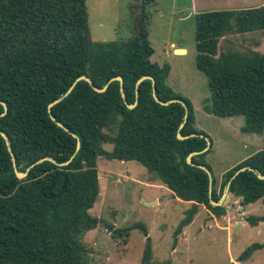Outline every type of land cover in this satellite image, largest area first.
<instances>
[{
    "label": "trees",
    "instance_id": "obj_1",
    "mask_svg": "<svg viewBox=\"0 0 264 264\" xmlns=\"http://www.w3.org/2000/svg\"><path fill=\"white\" fill-rule=\"evenodd\" d=\"M156 1L136 6L135 37L97 43L90 36L87 0H0V264H90L82 237L100 223L89 211L100 195L101 157L139 162L191 204L174 232L173 250L201 206L216 218L226 215L224 205L212 202L222 201L230 182L229 194L243 206L264 199V180L258 177L264 176V150L227 171L218 185L206 160L213 144L201 153L210 137L196 128L194 105L167 84L170 66L152 61L148 8ZM260 31L264 6L195 16L196 67L207 76L210 91L205 111L243 117L242 132L262 136L264 55L229 51L218 57L219 42L229 33ZM84 76L91 83L77 82ZM147 76L155 79V92L149 79L138 84ZM117 77L124 80L123 90L112 81ZM107 85L103 93L94 89ZM155 96L182 103L164 106ZM111 129L114 135L107 133ZM193 153L200 154L190 165ZM12 154L26 178L17 177ZM247 221L256 226L264 217ZM108 229L113 239L128 238L135 229L148 237L143 223ZM261 249L264 243L252 244L238 261ZM152 257L149 245L143 264H172L153 263Z\"/></svg>",
    "mask_w": 264,
    "mask_h": 264
},
{
    "label": "rangeland",
    "instance_id": "obj_2",
    "mask_svg": "<svg viewBox=\"0 0 264 264\" xmlns=\"http://www.w3.org/2000/svg\"><path fill=\"white\" fill-rule=\"evenodd\" d=\"M139 2L141 0H87L92 40L99 43L135 37ZM261 6L264 0H157L148 8L149 40L155 50L152 61L162 67L170 66L167 84L194 105L196 128L205 132L213 144L206 160L218 185L227 171L264 150V135L242 132L243 117L220 118L205 111L210 91L207 76L196 67L195 16L202 12ZM173 43L177 48H185L186 53H176ZM229 51L264 55V31L229 33L219 42L218 57ZM112 129L107 133L114 135ZM104 148L111 151L113 146L105 144ZM97 169L98 174L107 176L99 177L100 195L89 211L100 223L82 237L83 244L90 250V264H143L149 245L153 263L235 264L252 244L264 242V222L250 225L239 211L235 197L227 196L223 197L222 205L228 213L216 218L201 206L173 250L174 232L191 204L173 199L158 177L139 162L101 157ZM155 201L159 203L145 204ZM246 211H250L247 217H264V199L250 204ZM241 221L245 225L238 229ZM136 223L146 225L148 237L135 229L128 238L113 239L108 229L127 228ZM243 264H264V249L255 251Z\"/></svg>",
    "mask_w": 264,
    "mask_h": 264
},
{
    "label": "water",
    "instance_id": "obj_3",
    "mask_svg": "<svg viewBox=\"0 0 264 264\" xmlns=\"http://www.w3.org/2000/svg\"><path fill=\"white\" fill-rule=\"evenodd\" d=\"M176 53L182 54V53H185V50H183V49H178V50H176ZM147 79H149V80L152 81V83H153V89H154V92H155L156 81H155V79H154L153 77H149V76L144 77V78H142V79L139 80L138 84H140L141 82H143L144 80H147ZM81 80H84V81H87V82L91 83L90 80H89V78H88V77H85V76H84V77H81L80 79H78L77 82H78V81H81ZM112 81H119L120 84H121V90H123L124 80H123L122 77L114 78ZM112 81H111V82H112ZM73 87H74V86H73ZM73 87L70 89L69 92H71V90L73 89ZM107 88H108V85H107L105 88H103V89H98V88H94V89H95V91H97V92H99V93H103V92H105V91L107 90ZM155 100H156L158 103H160L161 105H164V106H167V105H169V104H171V103H173V102H180V103H182L181 101H170V102H168V103H163L162 101L159 100V98H158L157 96H155ZM59 101H60V100H57L54 104L58 103ZM54 104H51V105L49 106V108H51ZM136 105H137V102H136L134 105H128V108H129V109H134V108L136 107ZM7 110H8V108H7V106H5V113L3 114V116L6 114ZM186 111H187V113H188V109H187V107H186ZM52 119L55 120L53 117H52ZM186 120H187V115H186L185 122L181 125V128H183V127L185 126V124H186ZM57 124H58L60 127H63L62 124H60V123H58V122H57ZM64 129L67 131L66 128H64ZM2 136H3L5 139H7V136H6L5 134H2ZM74 136H75V135H74ZM196 136H198V135H192V136H190V137H196ZM178 138H179L180 140H185V139H187V137H183V136L181 135V133H178ZM188 138H189V137H188ZM206 141H207V148H206L203 152H201V153H205V152H207V151L210 149L211 145H212V141H211L209 138H206ZM80 148H81V145H80V143H78L77 150H80ZM199 154H200V153H193V154H191V155L187 158V163L190 164V165H194L193 162H192V157L195 156V155H199ZM12 156H13L14 168H15V171H16V174H17V177H18L19 179H24V178H26L28 174H27V173H24V174H23V173L18 172L17 167H16V164H15V158H14V155L12 154ZM201 168H202L203 170H205V171L208 173V175H209V177H210V181L212 182L213 177H212L211 172H210L206 167H204V166H201ZM246 169H247V168L240 169V170L235 174V176L232 178V180H233V179H234V178H235L240 172H243V171L246 170ZM101 176H107V175H105V174H103V173H99V174H98V177H101ZM258 177H259L260 179L264 180V176H262V175H258ZM230 183H231V182H230ZM230 183L228 184L227 190H226L225 195H224V199H226V197H227L228 194H229V186H230ZM211 188H212V186H211ZM172 198L175 199L176 196L173 195ZM156 203H157V202H154V203H145V204H147L148 206H150V205H154V204H156ZM212 205H213V206H221V205H222V201H221L220 203L212 202Z\"/></svg>",
    "mask_w": 264,
    "mask_h": 264
},
{
    "label": "crops",
    "instance_id": "obj_4",
    "mask_svg": "<svg viewBox=\"0 0 264 264\" xmlns=\"http://www.w3.org/2000/svg\"><path fill=\"white\" fill-rule=\"evenodd\" d=\"M172 46L175 48L174 50L176 51V50H178V49H183V50H185V53H186V49L185 48H183V47H181V48H177L176 47V45L173 43L172 44ZM159 65V64H158ZM162 64H160L159 66H161ZM162 67V66H161ZM170 75V74H169ZM165 186V185H164ZM166 187V186H165ZM167 188V187H166ZM168 189V188H167ZM169 190V189H168ZM170 191V190H169ZM170 193H171V195H174L171 191H170ZM229 197L231 196V197H233L232 195H228ZM175 199H178L177 197L175 198ZM237 201H236V204H239L238 205V209H239V211L242 213V215L245 217V219L247 220L248 219V217H251V216H248L247 217V215H248V213L250 212V211H246L247 209H248V207L250 206V204L249 205H247V206H243L242 204H241V199H238V198H235ZM155 202H157L156 204H158L159 202L158 201H155ZM155 205V204H154ZM227 213H228V210H227ZM255 217V216H254ZM248 222V221H247ZM261 223V222H260ZM245 225V222L244 221H241L240 223H238V229H241L243 226ZM256 226H258V225H256ZM264 243V242H263ZM260 244V243H259ZM262 244V243H261ZM250 259V258H249ZM248 259V260H249ZM248 260H246V261H248ZM231 262H234L235 263V261L232 259L231 260ZM243 264V263H245V261L244 262H236L235 264Z\"/></svg>",
    "mask_w": 264,
    "mask_h": 264
}]
</instances>
